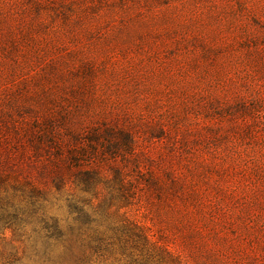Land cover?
I'll return each instance as SVG.
<instances>
[{
  "label": "rangeland",
  "instance_id": "rangeland-1",
  "mask_svg": "<svg viewBox=\"0 0 264 264\" xmlns=\"http://www.w3.org/2000/svg\"><path fill=\"white\" fill-rule=\"evenodd\" d=\"M106 127L133 149L88 200L66 162ZM115 171L95 219L148 240L82 264H264V0H0V264H75L41 219L94 217Z\"/></svg>",
  "mask_w": 264,
  "mask_h": 264
},
{
  "label": "trees",
  "instance_id": "trees-1",
  "mask_svg": "<svg viewBox=\"0 0 264 264\" xmlns=\"http://www.w3.org/2000/svg\"><path fill=\"white\" fill-rule=\"evenodd\" d=\"M118 135L124 139L126 153L131 154L133 149L131 138L123 132H115L106 127L101 130L100 128L93 129L88 145L83 146L82 149L72 150L68 157L66 162L68 170L74 174V179L77 183L81 184V193L91 195L86 198L88 200L94 199L100 193L99 184L105 181L103 180L101 167L98 162L100 160L102 162H105V160L111 161L119 156L120 148L116 142ZM98 146H101L102 150H97ZM56 150V158H62L61 147L57 146ZM92 159L98 162L92 161V165H86ZM61 176L58 177L60 182L63 180ZM107 182V184L118 182L120 189H118V192H110L109 195H104V197L100 198V204L97 206L100 209H93V215L107 212L112 206L115 207L120 194L121 196L128 194L131 190L128 188L130 182L125 178V173L115 171L113 181L108 180ZM156 182L157 180L154 177H151L149 180V184L151 185L156 184ZM88 214V212L80 208L76 218L72 220L73 222H65V225H62L59 219L52 218V223H50L48 219L42 218L40 231L36 232L34 230L37 234V240H41V249H43L41 251L50 254L52 250H60L64 258L73 261L75 264H82L85 257L91 260L93 255L97 256L101 253L104 254L112 251L115 246L113 242L122 244L125 238L128 239L126 244L129 242V239L148 240L145 228L138 223H131L127 220L126 216L125 221L121 224V228H111V225H106L102 229L103 223L98 222L95 219V215L94 217H90ZM111 233L114 236H109ZM36 242L35 248H37Z\"/></svg>",
  "mask_w": 264,
  "mask_h": 264
}]
</instances>
